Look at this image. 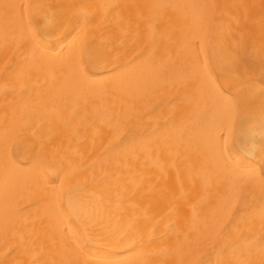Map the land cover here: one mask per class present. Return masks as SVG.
<instances>
[{"label": "bare ground", "instance_id": "6f19581e", "mask_svg": "<svg viewBox=\"0 0 264 264\" xmlns=\"http://www.w3.org/2000/svg\"><path fill=\"white\" fill-rule=\"evenodd\" d=\"M0 264H264V0H0Z\"/></svg>", "mask_w": 264, "mask_h": 264}, {"label": "rangeland", "instance_id": "374dc122", "mask_svg": "<svg viewBox=\"0 0 264 264\" xmlns=\"http://www.w3.org/2000/svg\"><path fill=\"white\" fill-rule=\"evenodd\" d=\"M32 25H33V28L36 29V27H35V25H34V23H33V20H32Z\"/></svg>", "mask_w": 264, "mask_h": 264}]
</instances>
